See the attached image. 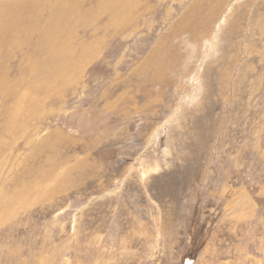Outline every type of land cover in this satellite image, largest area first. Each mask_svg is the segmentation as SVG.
Instances as JSON below:
<instances>
[{
    "label": "rangeland",
    "instance_id": "1",
    "mask_svg": "<svg viewBox=\"0 0 264 264\" xmlns=\"http://www.w3.org/2000/svg\"><path fill=\"white\" fill-rule=\"evenodd\" d=\"M0 264H264V0H0Z\"/></svg>",
    "mask_w": 264,
    "mask_h": 264
},
{
    "label": "trees",
    "instance_id": "2",
    "mask_svg": "<svg viewBox=\"0 0 264 264\" xmlns=\"http://www.w3.org/2000/svg\"><path fill=\"white\" fill-rule=\"evenodd\" d=\"M199 238H200V236H199Z\"/></svg>",
    "mask_w": 264,
    "mask_h": 264
}]
</instances>
